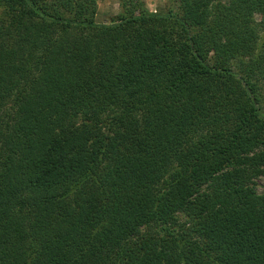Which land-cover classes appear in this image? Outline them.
I'll use <instances>...</instances> for the list:
<instances>
[{
    "label": "trees",
    "instance_id": "obj_1",
    "mask_svg": "<svg viewBox=\"0 0 264 264\" xmlns=\"http://www.w3.org/2000/svg\"><path fill=\"white\" fill-rule=\"evenodd\" d=\"M175 1L0 0V264H264V0Z\"/></svg>",
    "mask_w": 264,
    "mask_h": 264
},
{
    "label": "rangeland",
    "instance_id": "obj_2",
    "mask_svg": "<svg viewBox=\"0 0 264 264\" xmlns=\"http://www.w3.org/2000/svg\"><path fill=\"white\" fill-rule=\"evenodd\" d=\"M132 0H96V13L94 20L98 24L109 25L111 24L121 11V5L128 4ZM140 1L144 9L149 13L167 14L172 12L177 14L179 12V3L175 0H137ZM223 4H227L228 0H220ZM136 15L138 11L136 10ZM255 19H259V16H255ZM257 95H263L264 97V80L258 81ZM259 107L264 113V98L259 102ZM4 113L11 112L10 108L3 107ZM9 115H4V119ZM256 191L259 194H264V176H261L257 180Z\"/></svg>",
    "mask_w": 264,
    "mask_h": 264
}]
</instances>
